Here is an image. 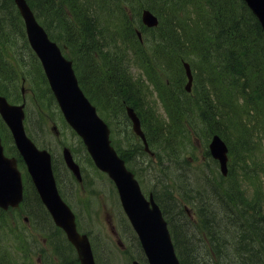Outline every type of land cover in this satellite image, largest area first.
<instances>
[{
	"label": "trees",
	"instance_id": "16d2710c",
	"mask_svg": "<svg viewBox=\"0 0 264 264\" xmlns=\"http://www.w3.org/2000/svg\"><path fill=\"white\" fill-rule=\"evenodd\" d=\"M27 1L52 40L59 44L58 38L50 31L58 28L68 49L77 46L78 58L73 53L68 55L75 63L80 85L89 99L94 95L99 99L98 105L113 114L123 112V101L137 109L148 142L152 149L157 150L159 164H162L164 157L169 161L176 158L175 142L178 139L185 137L188 143L191 142L188 122L185 124L187 118L196 121L197 133L204 130L200 129L204 123L207 124L205 129L208 128L209 133L202 136L204 141L213 134H219L228 143L232 155L236 149L240 153V164L245 171L242 180L236 174L233 176L231 168L226 178L219 173L206 176V185L217 186L218 190L211 192L205 187L204 191H200L205 195L203 198L184 192L191 185H173L172 181L169 182L170 186L163 184L159 194H155L169 222L181 263L198 264L194 259L197 246L202 250L200 253L207 252L212 257L204 259L202 264H226L220 260V256L226 254L228 234L235 229V254L240 264H247V259L253 258L255 260L252 262L257 264L258 257L264 260L262 195L255 194L256 198L251 200L242 187L244 179L257 182V172L248 169H253L250 167L252 165L262 166L264 162L255 159L256 151L261 149L264 140V33L243 0H90V5L96 4L97 11L106 13L100 18L116 28V32L111 34L112 42L120 43L110 53L100 55L104 69L103 73L95 72V82H90V56L102 49L97 47L100 39L93 34L91 26L92 21L96 22L99 18L91 15V12L90 15L84 13L77 6L80 0ZM145 7L158 15L157 28L149 30L140 25L138 15ZM116 12L117 15H114ZM69 14L74 15L76 21L70 18L68 22ZM110 18L118 19V23H110ZM80 24L82 30L79 39L75 29ZM139 27L145 35L144 43L147 39L150 45L148 51L136 35V28ZM1 28L4 30L1 31ZM0 32V93L11 97L17 91L19 78L31 75L26 62L16 58L14 65L8 60V54L16 50L15 53H18L16 40L23 38L32 60H37L26 40L24 24L14 0H0ZM81 61H85V67L80 66ZM184 61L196 68L191 94L184 88ZM35 63L38 64L37 61ZM130 65L141 68L145 79L135 80L128 71ZM41 76L47 84L42 73ZM150 85L154 86L168 120L154 108L156 100L152 97ZM90 87L94 88L95 93ZM46 91L54 101L49 87ZM96 93L102 96H96ZM220 105L223 107L222 113L217 116ZM245 113L251 114L249 122L242 120ZM133 138L137 154L148 157L142 142L136 136ZM120 155L126 158L122 153ZM184 163L187 164L186 161ZM200 172L206 173L205 169ZM172 189L181 198L173 197ZM189 199L198 202L196 217L199 219L196 222L184 214V207L181 206L183 201L188 203ZM201 200L204 205L200 204ZM215 200H222L225 205L221 213L216 208ZM35 203L38 206L41 204L39 199ZM40 207L41 214L42 205ZM223 217L225 222L221 225ZM136 243L139 245L137 239Z\"/></svg>",
	"mask_w": 264,
	"mask_h": 264
},
{
	"label": "water",
	"instance_id": "95a60500",
	"mask_svg": "<svg viewBox=\"0 0 264 264\" xmlns=\"http://www.w3.org/2000/svg\"><path fill=\"white\" fill-rule=\"evenodd\" d=\"M25 22L28 41L39 57L51 90L67 123L82 138L96 166L109 174L115 182L120 201L133 229L135 230L148 264H180L167 222L151 195L149 200L141 192L134 175L128 172L122 160L110 145L109 128L98 116L81 88L73 69L72 61L66 59L58 45L50 40L40 26L26 0H14ZM257 17L264 32V0H244ZM143 22L157 26L158 20L149 11L143 13ZM188 78L186 90L191 91L193 75L188 63L184 64ZM24 106L10 105L0 96V114L11 129L15 144L24 158L31 179L43 204L50 212L55 224L62 228L69 241L78 251L81 264H96L91 244L86 235L76 229L75 216L61 199L52 172L51 156L46 150H39L27 137L24 126ZM133 122V129L148 144L141 130L140 120L133 109H127ZM210 152L220 163L224 175L228 172V148L225 142L215 135L209 145ZM67 166L80 179L79 167L75 164L68 149L64 150ZM22 200L21 174L16 159L4 156L0 141V206L7 209L17 206ZM132 264H141L133 261Z\"/></svg>",
	"mask_w": 264,
	"mask_h": 264
},
{
	"label": "rangeland",
	"instance_id": "374dc122",
	"mask_svg": "<svg viewBox=\"0 0 264 264\" xmlns=\"http://www.w3.org/2000/svg\"><path fill=\"white\" fill-rule=\"evenodd\" d=\"M67 20L68 22H70L69 15L67 16ZM50 31L56 36V38H58V42L61 48H64V38L62 33L60 34L58 28H54ZM16 42L19 47L18 53H15L17 51L16 50L14 51V53L8 54V60L14 65V59L16 58H18L19 61L21 60L23 62H26L27 67L29 66V68L31 69V75L29 74L25 79L23 76L19 78L17 83V93L14 95L13 99L16 101L21 99L19 102H16L18 104L21 103L22 99L25 100L26 111L28 114V122H26V124L28 123L27 127L30 131L31 136L34 138L35 142H37L38 147L42 146L53 152V154L55 155V160L58 162V164L62 165L60 160L62 148L64 146L69 145L73 148V150L77 149V152L74 151V155H76L77 161L81 165L82 163H84V175H86L85 179L88 183V190H83L84 188H86L85 183L83 184L82 189L81 184L75 182L69 174H66L65 171L64 182L62 186L66 197L68 196L70 203L75 206L76 210L79 213L80 219L83 222V224H78L79 231L85 230L91 235V242L99 264H131L133 260H139L141 256L140 249L136 243L135 234L132 231L130 224L125 218L122 209L120 210L118 194L115 190L114 185L108 179V177H106L104 174L101 175L96 170L94 171V169L90 165H88L86 158L87 154L85 150L80 148L81 145L78 139L74 137L72 132L63 123L55 101L50 99V95L46 91V88H48V86L42 79L41 73L43 75V72L41 67L39 68L40 65L35 63L37 60L33 59L35 60V62L32 60L31 55H29L30 53L27 51V48L23 44V38L17 39ZM149 47V44H145L144 46L146 51L149 50ZM10 50L11 49H9L8 52H10ZM65 51L68 54H75V57L78 58L79 52L77 46L69 47V49L66 48ZM76 51L77 54L75 53ZM79 64L83 67L86 66L85 62H80ZM95 68L96 67L93 65L90 67V70L95 71ZM130 72L136 78H138L141 74L140 71L136 68H131ZM193 72H196V68H193ZM83 73L85 74L86 71H83ZM95 78L96 77L94 76V82ZM100 83L103 84L102 81ZM23 86L25 87L24 94L21 93V89ZM90 88L95 93L94 88ZM149 89L152 93L153 99H157L152 87H149ZM98 95L96 93V96ZM154 108L156 109L158 114L163 115L165 117L164 110L159 102L154 105ZM119 117L121 118L120 114ZM186 122H188L187 130L189 131L190 135L192 133L194 141H192V143H188L189 140L187 141L185 137L178 139L177 142H175V151L177 152L174 156L176 158H174L172 161H169L166 157L163 156L164 158L162 164H159V159L156 158V163L150 161L149 165H147L146 163L145 165H143L145 159L144 158L142 160H139V166L140 169H144V172L142 173V177L144 179L143 181H145L146 185L151 189L154 188L161 190L163 188V184L166 186H170L169 182L172 181L173 185H191L188 186V189L184 192L186 194H189V196L198 198L199 196H201L203 198L205 197V195H203V193H200V191H204V189L206 188H209L211 192L218 190L217 186L212 187L210 185L208 187L205 183L206 176H213L214 174L216 175L218 168L216 167L215 162L205 153L206 148H208V141L207 143L206 141L204 142L199 135H195L194 133L198 127L196 121L188 120L187 118L185 119V124ZM2 125L3 124L0 121V129L3 128ZM54 126L57 127V129L55 130L57 132L52 130ZM121 126L123 127V123L121 124ZM2 137L4 139V145L6 147L7 152L10 154H14V148L10 138V133H8L7 130H4V136L2 135ZM184 148H186V151L182 150ZM260 148V150L256 151L255 159L261 161L264 160V141L262 142V146ZM239 155L240 153L237 149L234 151V155H232V153L230 154V168H233V176L235 174L240 175L242 172V163L240 164ZM187 159L190 160V163L185 166L183 162L187 161ZM204 169L206 173H201L200 171ZM21 170L26 176V171L24 170V168L21 167ZM136 170L137 172L139 171L138 169ZM258 175L261 183V192L264 193V171H259ZM242 185L244 186V190L247 197H252L255 191L251 187H247V185H249L248 182H246L245 184L243 183ZM171 191H173L174 196L177 197V194L179 196V193H176L174 189H172ZM179 191L182 192L181 190ZM254 198H256V196L250 199L252 200ZM204 201L206 202L205 199ZM203 202L201 200V204ZM215 202L218 212L221 213L223 208H225L224 203L222 202V200H215ZM163 203L166 204V202ZM185 205H187V202L183 201L182 206L184 207ZM196 205H198L197 200L190 204V206L195 212V215L197 212ZM260 206L263 209L264 213V196H262L261 198ZM191 207H189L191 209V213L189 215H191L193 220L196 222L199 218L196 216L193 217ZM10 217H12L11 214ZM224 218L225 217L221 218L223 222L220 220L221 225H224ZM111 227L115 228L118 237L113 235ZM29 228L30 227H28V225H26V227H20L21 230L26 229L27 232ZM31 228L32 230H34L33 227ZM47 228L48 231H51L52 233L56 232V230L52 226H47ZM235 230H231L228 234L229 247L226 248V254L222 253L220 256V260L224 261L226 264H240L238 256L235 254V247L237 246V236ZM190 234L193 235L192 233ZM42 235L44 234L40 231V238H38V240H40L39 245L37 243H24L25 246L30 247L31 252L34 253V255L32 256V259L29 262L27 259H23V263L26 264L27 261V264H66L61 260L63 256L61 254L62 251L56 250L55 246L51 247L50 243L46 241L45 238H42ZM202 236L204 237V235ZM11 237L13 244H15V248H19L20 243H17V241L15 240V238L17 237L16 233L12 232ZM118 238L123 242L124 248H120L118 246ZM56 240H59V249L65 251L64 247L60 245L62 241L59 239V236L56 238ZM131 243H133L132 247ZM98 251L101 257L100 262ZM201 251L202 250L200 248L195 246L194 259L198 264H202L204 259L208 260L209 258H212L208 255L207 252L200 253ZM71 254H73L72 251H69V253L67 254L68 259L70 258ZM38 258H40L39 262ZM257 259V264H264V260L262 258L259 259L258 257ZM253 260L255 259H247V264H254L252 262ZM11 261L19 263L21 262V259L16 257Z\"/></svg>",
	"mask_w": 264,
	"mask_h": 264
},
{
	"label": "flooded vegetation",
	"instance_id": "af4514ba",
	"mask_svg": "<svg viewBox=\"0 0 264 264\" xmlns=\"http://www.w3.org/2000/svg\"><path fill=\"white\" fill-rule=\"evenodd\" d=\"M11 216V222L9 223V225H12L0 227V264H7V262H10L16 257L19 259H27L29 262L32 255L31 250L30 247L25 246L24 243L30 244V231L28 229V232H26L25 234L18 226H16L18 221L16 220V217L18 216L17 208L12 210ZM23 220L25 221V217ZM12 232L16 233L17 237L15 238V240L17 241V243H20L19 248L17 249L15 248V244H13L12 242ZM38 259L39 262L40 258Z\"/></svg>",
	"mask_w": 264,
	"mask_h": 264
},
{
	"label": "bare ground",
	"instance_id": "6f19581e",
	"mask_svg": "<svg viewBox=\"0 0 264 264\" xmlns=\"http://www.w3.org/2000/svg\"><path fill=\"white\" fill-rule=\"evenodd\" d=\"M4 30V28H1V31H3ZM0 35H1V32H0ZM81 62H85V61H81ZM223 63V62H222ZM83 67V66H82ZM139 93H141V92H139ZM222 109H223V107L220 105L219 106V113L217 112V116H219L222 112H220V111H222ZM249 118H251V114L250 113H245L244 114V117H243V119L242 120H246L247 122H249L250 120H249ZM205 124V123H204ZM202 125V127L200 128V129H204V130H202V131H200V132H198L196 135H199L200 137H202L204 134L206 135V134H208L209 133V130H208V128L207 129H205L206 127H207V124H205V125ZM185 164V163H184ZM188 164H185V166H187ZM189 172V171H188ZM100 186V185H99ZM231 189L233 188L232 186H229ZM214 232V231H213Z\"/></svg>",
	"mask_w": 264,
	"mask_h": 264
}]
</instances>
